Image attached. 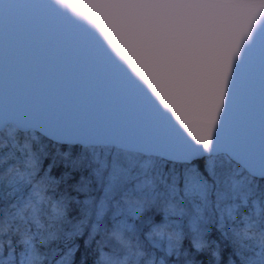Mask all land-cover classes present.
Listing matches in <instances>:
<instances>
[{
  "label": "snow or ice",
  "instance_id": "1",
  "mask_svg": "<svg viewBox=\"0 0 264 264\" xmlns=\"http://www.w3.org/2000/svg\"><path fill=\"white\" fill-rule=\"evenodd\" d=\"M0 30L117 101L0 112V264H264V0H0Z\"/></svg>",
  "mask_w": 264,
  "mask_h": 264
},
{
  "label": "water",
  "instance_id": "2",
  "mask_svg": "<svg viewBox=\"0 0 264 264\" xmlns=\"http://www.w3.org/2000/svg\"><path fill=\"white\" fill-rule=\"evenodd\" d=\"M117 101L75 69H66L39 54L23 40L0 30V112L17 107H40L73 119L100 120L114 114ZM232 100L229 108L232 109ZM257 139L262 129L261 98L257 87L242 118ZM227 134L230 127L222 124Z\"/></svg>",
  "mask_w": 264,
  "mask_h": 264
},
{
  "label": "trees",
  "instance_id": "3",
  "mask_svg": "<svg viewBox=\"0 0 264 264\" xmlns=\"http://www.w3.org/2000/svg\"><path fill=\"white\" fill-rule=\"evenodd\" d=\"M45 144H47V140L45 139L44 141ZM52 148L55 149V152L53 153L54 155L57 154H62L64 151H66V149L61 148L59 145H52ZM15 151V149L11 148L9 149V153L7 154L8 159H7V163L8 165L12 166L13 163V157H12V153ZM51 151V149H50ZM0 160H1V164H5V159L2 155H0ZM2 168V167H1ZM77 199H82V197H77ZM81 251H83V248H81ZM79 258V257H78ZM172 259V258H170ZM225 259H227V253L225 252Z\"/></svg>",
  "mask_w": 264,
  "mask_h": 264
},
{
  "label": "rangeland",
  "instance_id": "4",
  "mask_svg": "<svg viewBox=\"0 0 264 264\" xmlns=\"http://www.w3.org/2000/svg\"><path fill=\"white\" fill-rule=\"evenodd\" d=\"M3 166H4V164H1V160H0V168L3 167ZM9 166H10V165H9Z\"/></svg>",
  "mask_w": 264,
  "mask_h": 264
}]
</instances>
